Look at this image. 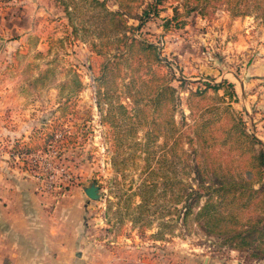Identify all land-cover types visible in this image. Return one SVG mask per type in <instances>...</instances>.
Listing matches in <instances>:
<instances>
[{"label": "rangeland", "instance_id": "obj_1", "mask_svg": "<svg viewBox=\"0 0 264 264\" xmlns=\"http://www.w3.org/2000/svg\"><path fill=\"white\" fill-rule=\"evenodd\" d=\"M98 1L0 0V167L26 180L27 207L40 201L50 229L70 231L81 255L64 264H264L251 248L205 233L197 207L184 216L174 183L193 175L176 166L191 157L179 164L168 123L173 115L193 136L198 115H229L230 106L264 147V17L232 16L222 1L204 15L197 0ZM105 11L120 12L124 27L106 28ZM123 34L151 47L124 45ZM155 72L175 88V103L143 106L142 124L128 120L117 104L130 115L131 96L146 91L133 77ZM231 89L233 98L224 95ZM145 179L155 188L140 206ZM91 183L98 199L84 193Z\"/></svg>", "mask_w": 264, "mask_h": 264}, {"label": "trees", "instance_id": "obj_2", "mask_svg": "<svg viewBox=\"0 0 264 264\" xmlns=\"http://www.w3.org/2000/svg\"><path fill=\"white\" fill-rule=\"evenodd\" d=\"M218 1L223 2L224 8L232 16L254 14L264 17V0H197L200 3V13L204 15L207 6H212ZM93 2L103 5V2L98 0ZM160 2L161 0H155L153 4ZM103 17L106 19L105 27L112 31L118 32L124 27L120 12L105 11ZM171 20H175V17ZM121 37L117 40L122 39L124 45L136 43L141 50L151 47L137 43L134 37L124 34ZM104 75L105 70L102 72V76ZM163 79L164 76L159 72H155L148 79L142 76L133 77L132 82L144 85L146 91L136 89L135 94L131 96L133 107L130 115H125L123 111L128 112V109L118 103L120 114L128 120L137 119L138 123L142 124L137 113H143V106L159 103L163 105L168 101L175 103V88L162 81ZM153 80H158L159 83L154 84ZM225 83V80L216 83L213 88H221ZM227 85L233 86L232 83ZM201 94L203 92L199 90L189 92L190 96ZM225 94L230 98L235 96L233 89L227 90ZM226 109L225 113L229 115H198L193 123L188 124L193 136L189 133L181 135V125L175 121L173 115L171 116L168 123L173 130L171 136L177 146L179 164H182L183 156L191 157V163L187 160L186 164L177 165L176 171L186 170L193 175L191 182L177 180L174 183V194L176 201L182 202L184 216L192 213L197 207L195 218L200 221L201 229L205 233L223 236L235 249L251 248L252 256L263 259L264 247L258 244L264 242V147L261 141L247 130L245 121L235 115L230 106ZM142 120L146 124L150 123L149 119ZM163 121L157 122L154 118L151 124L161 125ZM152 134L151 131L148 132V142H153ZM123 137L124 134L119 132L118 140ZM181 138H187L188 151L180 146ZM133 144L139 145V141L133 139ZM245 157L250 160L248 169H244ZM148 173L153 174L154 170L149 169ZM154 188L152 182L143 180L139 192L142 200L140 206L148 204Z\"/></svg>", "mask_w": 264, "mask_h": 264}, {"label": "crops", "instance_id": "obj_3", "mask_svg": "<svg viewBox=\"0 0 264 264\" xmlns=\"http://www.w3.org/2000/svg\"><path fill=\"white\" fill-rule=\"evenodd\" d=\"M7 169L0 167V258L17 264H64L72 255L80 256L77 245L66 241L64 234L70 231L50 229L40 201L34 200V209L27 207L33 191L26 189L25 179L17 181L11 172L6 174Z\"/></svg>", "mask_w": 264, "mask_h": 264}, {"label": "water", "instance_id": "obj_4", "mask_svg": "<svg viewBox=\"0 0 264 264\" xmlns=\"http://www.w3.org/2000/svg\"><path fill=\"white\" fill-rule=\"evenodd\" d=\"M84 193L91 199H98L100 197L99 186L91 183L84 188Z\"/></svg>", "mask_w": 264, "mask_h": 264}, {"label": "built area", "instance_id": "obj_5", "mask_svg": "<svg viewBox=\"0 0 264 264\" xmlns=\"http://www.w3.org/2000/svg\"><path fill=\"white\" fill-rule=\"evenodd\" d=\"M0 157H1V154H0Z\"/></svg>", "mask_w": 264, "mask_h": 264}]
</instances>
